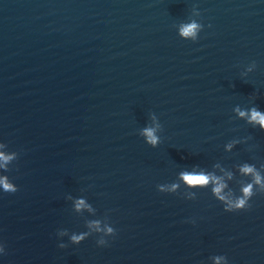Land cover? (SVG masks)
<instances>
[{
    "label": "water",
    "instance_id": "obj_1",
    "mask_svg": "<svg viewBox=\"0 0 264 264\" xmlns=\"http://www.w3.org/2000/svg\"><path fill=\"white\" fill-rule=\"evenodd\" d=\"M253 109L264 0H0V264H264Z\"/></svg>",
    "mask_w": 264,
    "mask_h": 264
},
{
    "label": "clouds",
    "instance_id": "obj_2",
    "mask_svg": "<svg viewBox=\"0 0 264 264\" xmlns=\"http://www.w3.org/2000/svg\"><path fill=\"white\" fill-rule=\"evenodd\" d=\"M197 25L196 24H191V25H188V26H185L184 28H182L181 32H182V35L184 36H189V35H194L195 33V29H196ZM241 116H245L246 113L244 112H241L240 113ZM250 122H256V123H259L261 125L262 128H264V114H261L260 112L256 111L255 109H253L251 111V115H250ZM148 137V140L150 143L152 144H155L156 141H157V137L153 134V130L151 129H148L146 130V133H145ZM12 157L11 156H5L3 153H0V160H3L5 162H7L8 160H10ZM244 172H251L252 169L251 168H248V167H245L243 169ZM183 178L186 180V182L189 184V185H192V186H196V185H204V184H207L209 182L210 179H212L211 177L209 176H206V175H203V174H188V173H185L183 174ZM256 182L259 183L260 182V177L257 175L256 176ZM0 184L3 185L4 189L6 191H15L14 187L12 184L10 183H7L5 180H0ZM223 187V185H219L215 191L217 192V194L220 192L221 188ZM244 193L245 195H250L251 194V186L245 188L244 190ZM221 199H223V197H221ZM84 205V202L83 200L79 201L77 203V208H80ZM245 205V200L244 199H240L238 201V203L236 204V208L239 209V208H243ZM229 210H232V209H229ZM109 231H111V229H109ZM82 237H73V240L74 241H79Z\"/></svg>",
    "mask_w": 264,
    "mask_h": 264
}]
</instances>
